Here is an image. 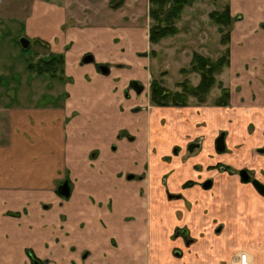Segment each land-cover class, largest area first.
<instances>
[{"label":"crops","instance_id":"obj_1","mask_svg":"<svg viewBox=\"0 0 264 264\" xmlns=\"http://www.w3.org/2000/svg\"><path fill=\"white\" fill-rule=\"evenodd\" d=\"M227 4L238 16L223 72L230 98L215 106H249L242 127L232 115L228 124L222 116L214 122L207 107L147 112V97L137 107L126 78L138 72L126 66L124 50L132 36L148 39L149 0H0V264H34L31 249L35 264H227L239 250L264 264V196L239 173L249 167L264 181V0ZM20 37L63 55L69 76L57 102L45 96L49 81L29 75L27 58L14 61L26 49ZM87 54L91 66L82 62ZM115 64L122 68L113 72ZM255 65L259 76L251 74ZM256 135L249 164L211 167L220 160L210 154L251 145ZM205 163L202 178L197 166ZM65 180L69 197L58 190ZM214 189L226 193L215 207ZM200 203L207 210L196 211Z\"/></svg>","mask_w":264,"mask_h":264},{"label":"rangeland","instance_id":"obj_2","mask_svg":"<svg viewBox=\"0 0 264 264\" xmlns=\"http://www.w3.org/2000/svg\"><path fill=\"white\" fill-rule=\"evenodd\" d=\"M226 7H229V4H227V0H195L194 3L187 5L184 8L181 17L177 20L176 25L178 28V32L176 35L171 37L161 38L158 40L157 43L150 42L149 38L146 39V41H144L141 35L132 36L129 44V49L126 48L124 52L126 53L125 59H128V61L131 62L129 64H126V66H130L131 71L137 70L135 72H138V76L133 77L132 75L126 78V82H127L126 87L128 88V91L129 92L131 91L132 92L131 94H133V96H135V98L140 102L138 106L137 105L135 106L140 107L142 103L146 102V97H147L148 103H146L143 107L147 112H150L156 109L157 107H159L158 104H154L151 101L152 99L151 82H153L154 80H157L158 82L160 81L164 87L170 88L174 91H181V88L179 87L180 86L179 83L183 81L190 82L193 85L199 84L201 74H199L198 72L190 71L193 54L197 53L206 58H209L210 61H216L221 56H223L226 50L229 48V42L228 44H224L223 39L225 38L224 37L225 35L230 36L233 28L232 22L238 16L235 17L230 13L231 21L229 22L228 25H220L213 19L217 15L216 13L222 14L226 9ZM6 11L10 12V10H6ZM212 14L214 16H212ZM4 19L6 21L7 17H4ZM151 23L152 21L150 19L148 21V26H147L148 33ZM4 30L5 29L3 30L0 29V38L1 37L5 38L3 32ZM21 38L23 37L16 39L17 41H20ZM92 48L99 55L98 47L93 46ZM22 52H23L22 56L18 55L13 57L14 61H19L23 58H27L26 63H27L28 72L30 73L29 75L38 78L40 81L44 82L45 85L46 82L49 81L50 85L54 86L45 95L46 98H48V101L51 98V102L53 103V102H57L59 96L64 97V94L60 93V88H57L59 82H62L65 79L66 75L69 76L68 73L65 74L64 72L65 61L64 62L61 61L62 54L52 52L48 46V42H39V41L31 42L29 47L24 49ZM257 52L258 51H254L253 54H251L250 56L251 60L248 59L250 60V62L247 63L248 67L252 68V65H250V63L252 61H255L254 59L258 56ZM244 57H246V55ZM128 61L126 62L128 63ZM102 63L104 64L106 62H102ZM118 64L122 65L123 63L119 62ZM86 66H91V63L86 64ZM255 66H256V70L252 71L251 74L255 76H259L260 74L257 70H259L260 67L258 69L257 65ZM69 67L71 66L69 65ZM117 67L120 66H117V64H115L112 67V71L114 72L115 68ZM183 68L186 69V72H184ZM224 68L218 72H215L216 82L213 88L211 89L210 93L208 94L207 100L200 102L195 97H189L186 106L188 107L195 106L201 108L207 107L208 108L207 110L209 111L214 110L213 112L214 115L209 114V112L206 111V113L210 116V118L213 119L214 122L222 121L220 117L222 116L225 119V123L228 124L230 123L231 120L230 116L232 115L231 122L235 120V122L238 123V127L239 126L242 127L246 114L242 110L246 107L249 108V106L242 105V107L240 106L241 108H238V109H242L239 111L234 110L236 109V107H239L237 104L235 105L230 104L225 109H223V111L219 110L215 106L216 105L215 103L217 101L216 99L221 93L220 91L221 86L219 82H221L224 86H226L227 83V79H224L223 77ZM74 70L76 69L73 68V71ZM74 73L75 72H73L72 74ZM131 80H138L139 83L145 85L146 89L141 94H137L133 90L134 88L130 90L131 88L128 82H130ZM40 90L41 88L35 87L34 88L35 95L41 96ZM25 95L27 96V93H25ZM89 95H92V93H89ZM239 100L240 102H242L241 99ZM168 106L185 107V106H176L173 104H169ZM253 107H257V106H253ZM260 107L261 106H258L257 108ZM231 112H233V114H230ZM250 112H253V110ZM222 123L223 122L219 124ZM251 124L252 127L255 126V124L253 123ZM244 126L246 129V124H244ZM242 134L245 136L244 131H242ZM240 142H242L243 144L245 143L244 140ZM260 143H261L260 139L256 135V138L254 139V142L251 145H232V148L230 147L231 149L228 152H225L226 154L223 155L212 153L210 154L212 160L211 162L214 163L217 160H220V162L218 163V165L216 166L212 165L211 167L219 170L222 169L220 166H226L225 171L229 172L236 170L242 164L245 163L249 164L252 158V156L250 158L249 151L255 150V148ZM91 145H93V143ZM140 163H143V165H145V161L143 160H141ZM197 170H200L202 172V174H200V177L204 178L208 176L209 172L207 171L208 170L207 163H205L204 165L197 166ZM223 174L220 176L219 178L220 180L222 179ZM128 175H133V172H131ZM136 176L139 175L137 174ZM221 181L219 183H221ZM211 193H212L211 204L214 207H215L214 203L217 202L219 198L223 199L224 195L226 197V193L223 190L221 191L214 189V191H212ZM205 205L207 206H204L203 203L197 204L195 206V210L198 212H202L203 209L207 210L206 208H208L209 204H205ZM212 221H210L211 224ZM31 250H28V253L32 259V262L34 261L35 264L36 262L35 260L36 259L38 260V258L33 253L34 251ZM39 264H45V261L41 260L39 261Z\"/></svg>","mask_w":264,"mask_h":264},{"label":"trees","instance_id":"obj_3","mask_svg":"<svg viewBox=\"0 0 264 264\" xmlns=\"http://www.w3.org/2000/svg\"><path fill=\"white\" fill-rule=\"evenodd\" d=\"M195 0H149L148 14L152 21L149 29V40L152 43H157L159 39L171 37L177 34L178 28L177 20L181 17L184 8L187 5L194 3ZM213 18L220 25H228L231 21L229 7H226L222 14H218ZM212 16H214L212 14ZM224 44H228L230 36H224ZM229 48L225 54L216 61H210L197 53L193 54L190 71L201 74L198 85H193L190 82L183 81L180 84L181 91H174L170 88L164 87L162 83L157 80L151 82V101L159 106H168L173 104L176 106H186L189 97H195L200 102L206 101L208 94L215 85V72L220 71L230 63ZM61 61L64 62L63 55ZM50 63V62H49ZM48 63V64H49ZM184 72L186 69L183 68ZM220 84V95L216 99V105L226 106L229 104L230 90ZM191 183V182H189ZM35 259V258H34Z\"/></svg>","mask_w":264,"mask_h":264},{"label":"water","instance_id":"obj_4","mask_svg":"<svg viewBox=\"0 0 264 264\" xmlns=\"http://www.w3.org/2000/svg\"><path fill=\"white\" fill-rule=\"evenodd\" d=\"M21 43L23 44L24 47H28L29 44H30V40L28 38H23L21 40ZM94 60V57L91 55V54H87L86 56H84V58L82 59V62L84 63H89V62H92ZM100 70L104 73V74H107L109 72V68H108V65L107 64H103V65H100ZM130 87L134 88L135 91L138 93V94H141L144 89H145V85L144 84H141L138 82V80H131L130 83H129ZM224 137H225V134L224 132L221 133L217 140H216V146H217V149L218 150H221L223 151L225 148H226V145H225V141H224ZM195 145V144H194ZM194 145L191 144V150H193L194 148ZM264 153V150L262 151ZM241 178L244 180V181H251L252 184L254 185V187L258 190V192L264 196V183L261 182L260 180L254 178V179H251L249 174L246 172L245 169L241 170ZM211 185V180H208V181H205L203 186L205 188L209 187ZM59 193L63 196H66V197H69L70 196V193H71V188H70V183L68 180H65L59 187ZM186 232V231H185Z\"/></svg>","mask_w":264,"mask_h":264},{"label":"built area","instance_id":"obj_5","mask_svg":"<svg viewBox=\"0 0 264 264\" xmlns=\"http://www.w3.org/2000/svg\"><path fill=\"white\" fill-rule=\"evenodd\" d=\"M227 264H253V262L247 250H239L234 259Z\"/></svg>","mask_w":264,"mask_h":264},{"label":"flooded vegetation","instance_id":"obj_6","mask_svg":"<svg viewBox=\"0 0 264 264\" xmlns=\"http://www.w3.org/2000/svg\"><path fill=\"white\" fill-rule=\"evenodd\" d=\"M131 89H133L132 87H131ZM135 90V89H134ZM264 150V146H263V148H260L259 149V151L260 152H262ZM215 165H218V163H216ZM222 169H226V166H220ZM231 169V168H230ZM243 169H245L246 170V172L249 174V176H250V178L251 179H254V178H256V179H258V180H260L261 182H263L264 183V181L261 179V178H259L258 176H256V174H255V172L254 171H252L251 170V168H246V167H243L241 170H243ZM241 170L239 171V173H240V176H241ZM209 180V179H208ZM208 180H206V181H208ZM250 181V180H249Z\"/></svg>","mask_w":264,"mask_h":264}]
</instances>
